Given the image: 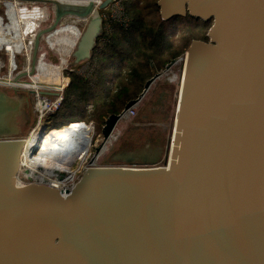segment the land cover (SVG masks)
I'll list each match as a JSON object with an SVG mask.
<instances>
[{
  "label": "water",
  "instance_id": "1",
  "mask_svg": "<svg viewBox=\"0 0 264 264\" xmlns=\"http://www.w3.org/2000/svg\"><path fill=\"white\" fill-rule=\"evenodd\" d=\"M112 1L43 0L55 6L54 22L14 81L33 75L42 38L67 16L89 18L72 53L75 67L89 61L99 10ZM157 4L163 20L213 21L209 40L192 41L166 68L185 59L165 165L89 169L66 195L20 184L24 141L6 121L18 105L7 112L0 91V264H264V0ZM138 100L107 119L97 153Z\"/></svg>",
  "mask_w": 264,
  "mask_h": 264
},
{
  "label": "trees",
  "instance_id": "2",
  "mask_svg": "<svg viewBox=\"0 0 264 264\" xmlns=\"http://www.w3.org/2000/svg\"><path fill=\"white\" fill-rule=\"evenodd\" d=\"M119 1L122 8L120 21L110 20L109 30L112 31L107 32L105 38L99 36L91 58L86 62L90 75L72 74V84L65 90L61 109L53 117V128H61L72 122H99L100 115L117 113L135 99L144 82L136 67L141 64L137 59H142L144 63L153 60L156 67L163 68L172 59L181 56L192 41L209 40L207 33L212 20L203 22L187 16L174 17L166 22L161 19L158 0ZM129 59L133 62L129 79L122 83L115 69L116 62L119 60L123 66ZM112 73H116L120 81L116 96L107 95L108 87L105 84V79ZM130 80H133V84H129ZM135 83L137 90L132 91L130 85L134 86ZM88 106L93 108L89 109Z\"/></svg>",
  "mask_w": 264,
  "mask_h": 264
},
{
  "label": "rangeland",
  "instance_id": "3",
  "mask_svg": "<svg viewBox=\"0 0 264 264\" xmlns=\"http://www.w3.org/2000/svg\"><path fill=\"white\" fill-rule=\"evenodd\" d=\"M117 5L118 3L114 5V8H116ZM29 8L33 10L34 6L29 5ZM40 8L43 9L44 7H40ZM50 8L51 7H48V9L46 10L47 17L51 13ZM4 15H5L4 8L0 7V16L3 17ZM32 17L34 16L29 15L28 22L31 20ZM68 20L72 21V19H68ZM50 23H51V17L49 16L48 20L40 23L41 24L40 28H38L37 31L35 32H38V30L47 28L48 24ZM77 26L81 30V32L84 31L85 26L83 24L79 23L77 24ZM57 28H60V26H58ZM30 38H31V33L27 35L26 37L27 40L25 39V41L28 42ZM40 46L42 48L41 52H44L47 55L46 61L52 62L54 65L59 64V58L61 57L60 53L64 55L66 52L65 50L68 49V48H63V46L58 45V44H56L54 48L51 49L50 43L47 40V36H45V38L42 39ZM60 49L61 50L65 49L64 50L65 52L61 51ZM187 50L183 54H181V56H178V57L185 56V54L187 53ZM0 61H1L0 62V91H4L5 93L11 95L13 99L15 100L16 104L18 105V111L16 112L17 115L16 117H14L15 127H16V130L18 131V134L22 136L23 139H25L27 137L28 131L32 129L34 127V123H36L35 94L31 92V89H26L21 86L18 88L11 86L10 83H12L13 80L9 79L8 74L10 73V71L12 72L11 70L12 68L10 66V63L8 62V54H6L5 52H0ZM16 64H17V69L12 74L13 76H15L19 71L24 72V70L27 69L28 67H32L31 64L29 66V64L26 62L24 56H18ZM183 69H184V60L180 61L177 65H175L173 70L167 74L166 77L169 79L168 82H167L168 79L163 78L161 80V83L164 81V84L163 85L161 84L162 86L161 85L157 86L156 89L157 88L158 89L156 91L154 89L155 87H153V92L147 93V95L143 99L141 106L137 110L136 115L133 117L132 115H130L132 119H130L131 117L130 118L128 117V119L130 120L127 119L128 120L127 122H120L121 125L116 130L114 134V139L112 140L110 145H107V148L109 151L116 153L117 151L126 149L127 152L131 154L140 153L142 147L144 146V144H146L145 141L149 138L156 139L158 137V133H159V137L165 143V145L163 146V142H162V146L164 147V149L167 148L169 144V139L171 138L172 133H173V127H174L173 125H174L175 110H176L175 108L176 98H177V94H178V91L181 85ZM60 78L61 77L57 79L58 83L62 81ZM40 80L41 81L47 80L46 82L47 83L49 82L48 79L46 78H44V80L40 78ZM20 82L28 83L30 82V79L27 76L21 79L19 83ZM83 123L90 126V124H87V122H83ZM68 125H65L61 128L68 127ZM53 127L54 126H53V118H52L51 125L48 129L53 128ZM59 129L60 128H57L56 130H59ZM97 133L98 134L100 133L99 128H98ZM91 135H94V130L93 132H91ZM155 144L157 145V143H152V145H155ZM108 150H106V153L104 154V156H107ZM164 153H166L165 150H164ZM163 158L165 159L164 156ZM21 159H24V158L20 156L19 162L22 161ZM101 162H103V160H101ZM49 163L50 162H48V164ZM79 163L81 162L79 159H77L76 162H74V164L71 165L70 170L71 171L76 170ZM27 170H28V167H23L21 164V169L18 173L19 174L18 178L23 184L33 183L31 179L25 176Z\"/></svg>",
  "mask_w": 264,
  "mask_h": 264
},
{
  "label": "bare ground",
  "instance_id": "4",
  "mask_svg": "<svg viewBox=\"0 0 264 264\" xmlns=\"http://www.w3.org/2000/svg\"><path fill=\"white\" fill-rule=\"evenodd\" d=\"M62 1L78 3L83 1L88 2L89 0ZM6 15L10 21L7 24H4V18L0 17V50L14 56L23 47L26 34L31 33L36 36L35 29L39 22H35V20L42 19L44 11L39 10L31 14L34 17L29 22H26V26L23 28L20 27L21 12L19 16L16 13L15 5L8 4ZM50 34L48 40L52 46L66 43L74 46L81 32L77 26L71 24L64 26L62 29L57 28V30L50 32ZM10 66L13 70L17 68L16 62L12 59ZM60 69L59 67L53 71L57 73L58 77H60ZM38 70H44L42 62L38 65ZM32 79L37 80L35 77ZM37 88L35 87V89ZM49 127L44 121L38 122L30 129L25 139L22 137L24 143L20 156L24 159H21L22 163H20L23 167H28L25 174L27 178L33 179L37 183H44V185L51 188L60 189L64 187L67 181L71 180V175L69 174L73 162L76 159L84 160L87 157L92 143V127L81 124L80 122H73L68 127L60 128L59 130L53 128L48 129ZM43 130L47 131L42 137H39ZM48 162L50 163L48 164ZM61 173L65 174V177L68 179L67 181L59 182ZM19 183L23 184L20 180Z\"/></svg>",
  "mask_w": 264,
  "mask_h": 264
},
{
  "label": "built area",
  "instance_id": "5",
  "mask_svg": "<svg viewBox=\"0 0 264 264\" xmlns=\"http://www.w3.org/2000/svg\"><path fill=\"white\" fill-rule=\"evenodd\" d=\"M58 1L63 3V4H78V5H82V6L87 4L86 1L85 2L84 1L78 2V3H70V2H66V1H62V0H58ZM104 1L105 0H96V8H98V6H100ZM118 1L119 0H113L111 3L112 13H111L110 17L112 18L113 21H120V14L122 13V8L119 5ZM10 3L12 5H15L16 13L19 14V16H20V12H21V15H22V18L20 20V27L21 28L26 26V22H28V20H29V15H31L33 12H36L39 10L44 11V15L42 16V19L39 18V19L35 20V22H39L35 31H37V29L40 28L41 22H44V21L49 19V16L51 17V23L48 24L47 28H44V29L50 28L54 22L55 6L49 2L45 3V2H43V0H0V7H3L4 12H5V15L3 16L4 24H7L10 22L8 20L7 15H6L7 11H8V4H10ZM117 3H118L117 7L114 8V5ZM29 5L34 6V9L31 10L29 8ZM40 7H44V8L41 9ZM48 7H51L50 8L51 13L47 17L46 10L48 9ZM101 14H102V10H99L100 17H102ZM0 17H2V16H0ZM68 19H72V21H70ZM88 22H89V18H77V17L67 16L66 18L63 19V21L59 25L60 26L59 29H62L64 26L71 25V24L77 26V24H79V23L83 24L86 27ZM64 23H66V24H64ZM41 30H43V29H41ZM41 30H38V32H36V36ZM55 30H57V28ZM80 32H81V30H80ZM28 34H26L25 37H27ZM50 35L51 34L49 32L47 35H44L43 38H45V36H47V40H48ZM36 36L31 34V38L28 40V42L24 41V45L21 48L20 52L16 53L14 56H11L8 52H5L6 54H8V62L10 63L11 59H12L17 63V57L18 56H24L26 62L30 66V64L33 60V53H34ZM79 37H78V39H79ZM78 39H77V41H78ZM48 42H49V40H48ZM25 43L27 44L26 46H25ZM50 46H51V49H53L55 45L52 46L50 44ZM61 46H63V48H68V49L65 50L66 52L64 51L65 52L64 55H62L60 53L61 57L59 58V64L58 65H56V64L54 65L52 62L46 61L47 55H46V53L41 52L42 48L40 46L38 54H37V64H36L35 71H34L33 75L31 77H29L30 82H28V83L20 82L19 83V81L15 82L14 80L19 74H23V73L29 71L31 67H28L27 69H25L24 72L19 71L15 76H13L12 74L16 71L17 68L15 70L11 69L12 72L10 71V73L8 74L9 79L13 80L11 86H14V87H20L21 86V87L26 88V89H31V92H33L35 94L36 123L44 121V123H46L47 125H49V126L51 125V119L61 109L63 97H64L63 96L64 91L71 86L72 74L84 73L86 68H87L85 63L81 64V66L79 65L80 67L68 65L69 60L72 59V53L75 50L76 44L74 46H71L70 44L66 43V44H63ZM0 52H4V51L0 50ZM41 62H42V66L44 67V70H38V65ZM59 67L61 68L60 69V77H61L60 79L62 80L60 83L57 82V79L59 78L57 76V73L53 72L54 69H57ZM33 77H35L37 80L36 81L33 80L32 79ZM40 78L43 80H44V78H46V79H48L49 82L47 83L46 82L47 80L41 81ZM35 87H38V88L35 89ZM130 115H133V109L132 110L130 109L128 111L127 116L129 117ZM80 123L84 124L83 122H80ZM84 125H86V124H84ZM86 126H88V125H86ZM80 162L81 163L78 164L76 170H74V171L70 170L69 175H71V180L67 181L68 179L66 177H64L62 180L59 179V182L67 181L65 183L64 187H62L60 189L57 188L64 195H66L67 192H69L71 189H73L76 186V184L78 183V181L80 180V178L82 177L84 172H86L89 169L95 168L94 164H96L97 161H95L93 164H90V166L84 165L82 160H80Z\"/></svg>",
  "mask_w": 264,
  "mask_h": 264
},
{
  "label": "flooded vegetation",
  "instance_id": "6",
  "mask_svg": "<svg viewBox=\"0 0 264 264\" xmlns=\"http://www.w3.org/2000/svg\"><path fill=\"white\" fill-rule=\"evenodd\" d=\"M119 3H120V1H119ZM111 13H112L111 4H109L105 9L102 10L100 36H103L104 38L106 37L107 32L112 31V30H109L111 27L110 20H112V18L110 17ZM159 13H160V10H159ZM163 21L167 22L169 20H163ZM179 58L180 57L172 59L170 62L165 64L163 68L156 67L157 64L153 63V60L149 61L147 63H144V62H142V59H137V60H140L141 64L136 65V67L138 68V72L140 73V75L143 77L144 82L142 83V87H141L140 91L137 93L136 98L130 100L129 102H131L133 100H138L140 95L143 93V91L145 89L146 83L148 81L152 80L153 78H155L156 76H158V77L152 82L151 86L149 87L148 91L143 96V98L138 100V102L130 108L131 110L133 109L132 117L136 115V112L139 109V107L141 106L143 99L147 95V93H149V92L152 93L153 87H155L154 89L156 91L158 89V88L156 89L157 86H160L161 84L163 85L164 81L161 83V80L163 78L168 79L166 77L167 74L170 71H172L173 68L175 67V65H177L180 61L175 62L170 67V69H166L167 66L172 61L179 59ZM181 61H183V60H181ZM32 62H33V60H32ZM32 62H31V65H33ZM158 62H160V61H158ZM116 63H117V66L115 69H117V71L119 72L120 81L122 83H126L129 79L128 77H129V73L131 71L130 67H131V65H133L132 59H129L128 62H125L123 64V66H122V62L119 63V60ZM68 65L69 66L73 65V59L69 60ZM183 71H184V69H183ZM116 76H117L116 73H114V74L112 73V74H110V76H108V78L105 79V84L108 87L107 95H109V96H116L120 90V85H119L120 81L118 80V77H116ZM182 77H183V73H182ZM181 80H182V78H181ZM168 81H169V79L167 80V82ZM71 84H72V82H71ZM129 84H133V80H130ZM137 86L138 85L135 83L134 86L130 85V88L132 91H135V90H137ZM178 95H179V91H178L177 98H176V107H177ZM127 104H125V106ZM125 106H123L121 109H119V111L117 113H111V114H108V116L100 115L99 116V122L97 120H94V121H91L89 123L90 126L92 127V132L94 130V135H91L92 143H91V148L89 149V152L87 154V157H85V159H84L85 161L82 160L84 165L90 166V164H93L95 161H97L96 164H94L95 168L121 167V168L139 169V168L153 167L152 162H158V164L155 167H162L165 165V162L167 160V155H168L169 144H168L167 148L164 149L163 146L165 145V143L159 137V133H158V137L156 139L155 138H149L145 141L146 144H144V146L141 149V152L138 153V155H135V153H133V154L128 153L126 149H122L121 151H117L116 153H113L112 151L108 150L107 145H110L112 140L114 139V134H115L116 130L119 128V126L121 125L120 122H127L128 120L132 119L131 116H129V118L131 117L130 119H128V116H127V113L130 109L125 111L123 117L117 123V125H116V127H115V129L111 135L110 140L105 145V150L102 149L99 153H97V149L100 148L102 146V143H103V128L106 124L107 119L113 114L122 113L125 109ZM88 108L92 109L93 107L88 106ZM175 112H176V110H175ZM98 128L100 129L99 134L97 133ZM95 133H96V135H95ZM162 142H163V146H162ZM152 143H157V145L156 144H155L156 146L152 145ZM106 150H108V154H107V156H104V154L106 153ZM164 150L166 153H164ZM163 156L165 157V159L163 158ZM76 160L74 162H76ZM101 160H103V162H101ZM74 162H73V164H74Z\"/></svg>",
  "mask_w": 264,
  "mask_h": 264
},
{
  "label": "crops",
  "instance_id": "7",
  "mask_svg": "<svg viewBox=\"0 0 264 264\" xmlns=\"http://www.w3.org/2000/svg\"><path fill=\"white\" fill-rule=\"evenodd\" d=\"M86 63V62H85ZM86 70H85V72L84 73H77L78 75H82V76H84V75H87V73L90 75V70H89V64H87L86 63ZM72 78V77H71ZM70 88V87H69ZM69 88H67V89H69ZM66 89V90H67ZM6 95H8L9 96V100H10V102H9V104H8V111L7 112H9V108L10 107H13V97L11 96V95H9V94H7L6 93ZM15 101V100H14ZM16 115H17V113H14L11 117H10V119H9V116L8 117H6V121L8 122V124H9V122H11L10 123V126L11 127H13V126H15V122H14V117H16ZM12 120V121H11ZM13 124V125H12Z\"/></svg>",
  "mask_w": 264,
  "mask_h": 264
}]
</instances>
